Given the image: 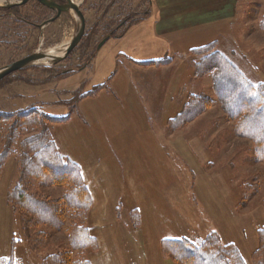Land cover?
<instances>
[{"label": "rangeland", "instance_id": "374dc122", "mask_svg": "<svg viewBox=\"0 0 264 264\" xmlns=\"http://www.w3.org/2000/svg\"><path fill=\"white\" fill-rule=\"evenodd\" d=\"M74 1L86 20L83 40L62 63L1 80L0 114L38 109L69 117L46 126L59 153L82 169L92 199L84 215L92 241L75 249L73 216L62 230L44 223L27 230L23 215L34 216L9 202L23 180L21 143L41 133L21 129V135L14 134L20 138L13 145L16 155L0 170V262L45 264L50 257L71 254L89 264H177L163 248L164 240L199 245L213 236L221 247L217 251L228 247L243 264H264V163L256 144L239 132V121L226 113L213 74H198L202 55L194 52L219 41L216 51L254 86L264 87V0H242L237 19L222 34L207 29L172 40L155 35L153 0ZM136 14L144 18L119 30L127 16ZM107 25L123 35L100 47L109 31L96 33ZM26 29L11 19L0 23V39L5 34L0 69L35 48L43 53L68 45L77 20L74 13L63 15L37 31L35 43L19 35L27 36ZM154 60L167 63L144 65ZM195 98L200 99L198 114L173 128L170 121ZM13 124L8 121L0 138V154L9 149L5 138ZM100 171L113 188L100 186ZM31 191L54 202L67 193L64 186L40 183ZM40 215L49 220L47 213ZM31 235L37 243H31Z\"/></svg>", "mask_w": 264, "mask_h": 264}, {"label": "trees", "instance_id": "16d2710c", "mask_svg": "<svg viewBox=\"0 0 264 264\" xmlns=\"http://www.w3.org/2000/svg\"><path fill=\"white\" fill-rule=\"evenodd\" d=\"M115 3L117 0H109ZM107 12V11H106ZM146 15V14H145ZM144 17L141 14L127 16L123 21L128 25L129 22L140 21ZM119 24L120 28L125 25ZM260 26L264 32V19L261 20ZM98 27L96 28V31ZM107 32L112 37H120L123 33L118 34L110 30V25L96 33L98 37L100 32ZM106 34V32H104ZM95 32L92 33L94 36ZM107 37V36H106ZM216 43L195 49L194 52L202 55V62L199 63L198 74H213L214 86L216 93L225 108L230 119L239 121V132L245 138L252 140L257 147L259 161L264 163V87L254 86L249 82L241 71L233 65L226 57L216 51ZM204 52V53H200ZM167 63L165 60L145 62L144 65H161ZM90 95H84L81 98H87ZM198 98V97H196ZM191 100L182 114L170 121L173 128H177L181 123H186L198 114V102L200 99ZM14 124L9 129L7 139L8 150L0 154V170L3 169L7 159L16 155V149L13 145L19 142L21 135L18 131L29 129V133H34L40 129V134L31 136L26 142L21 143L22 153L21 162L23 167L22 178L15 190L11 193L9 202L16 204V209L24 211L34 216L30 219L23 215L27 230L32 225L47 224L55 226L62 230L66 221L72 218L76 223L75 228H70L71 235L75 236V249H83L92 241L87 234L84 215L91 209L92 199L88 186L83 178L82 169L78 164L61 155L54 143L48 126L59 123H65L69 117L57 118L41 113L38 109H30L19 114H0V138L5 132L8 121ZM36 133V132H35ZM39 161V164L37 163ZM37 167V170H35ZM40 170L38 171V169ZM29 179L28 186H23L24 180ZM42 184V186L55 185L64 186L67 189L65 198L60 201H51L42 199L31 191L33 184ZM45 212L49 215V220H45L40 215ZM80 216V219L78 218ZM46 218V217H45ZM76 218V219H75ZM44 221V222H43ZM48 221V222H47ZM262 233L261 247L264 248V230ZM29 238V237H28ZM37 243L35 237L31 235L29 240ZM216 238L206 239L199 245L193 244L187 239L164 240L163 248L166 249L169 258H172L177 264H243L240 255L234 251L225 250L217 251L221 248L216 243ZM0 264H14V260L2 261ZM45 264H89L87 261L74 260L71 254L57 255L46 260Z\"/></svg>", "mask_w": 264, "mask_h": 264}, {"label": "crops", "instance_id": "0c3cea01", "mask_svg": "<svg viewBox=\"0 0 264 264\" xmlns=\"http://www.w3.org/2000/svg\"><path fill=\"white\" fill-rule=\"evenodd\" d=\"M241 3L242 0H153L155 35L172 40L182 34L207 29L222 34L237 19ZM179 115L180 113L177 116ZM99 146L101 145L97 147ZM96 177L99 183H103L101 187L113 188V182L106 174L100 171Z\"/></svg>", "mask_w": 264, "mask_h": 264}, {"label": "water", "instance_id": "95a60500", "mask_svg": "<svg viewBox=\"0 0 264 264\" xmlns=\"http://www.w3.org/2000/svg\"><path fill=\"white\" fill-rule=\"evenodd\" d=\"M21 2L22 0H0V7L10 9L14 6H18ZM38 2L57 13V16H55L47 24L56 22L63 14L74 13L77 20L76 33L72 41L66 45V47L61 48L63 49L62 54H55L53 50V54H49L50 51L43 53L37 52L25 59L9 64L6 67L0 69V81L15 72L27 70L37 66H49L62 63L77 48L85 35L86 20L84 14L82 13L80 7L73 0H68L65 5H58L52 0H38ZM109 40L110 36L101 42L100 47L106 44ZM61 49H58L56 52H59ZM43 60H46L47 62H41Z\"/></svg>", "mask_w": 264, "mask_h": 264}, {"label": "flooded vegetation", "instance_id": "af4514ba", "mask_svg": "<svg viewBox=\"0 0 264 264\" xmlns=\"http://www.w3.org/2000/svg\"><path fill=\"white\" fill-rule=\"evenodd\" d=\"M52 1L58 5H65L68 0H52ZM28 4H30V5L28 6ZM50 12H51V14H50ZM0 14H1L0 15V23L4 22V21H8L10 19H11L13 25H15V26L17 25L18 27H19L20 23H23V25L26 26V28H27L26 30H27L28 35L27 36H26V34H19V35H21L22 38L28 37V40L34 41V43H35L36 32L37 31L42 32L48 26L54 24L55 22L50 23V24H47V23L50 20H52L55 16H57V13H55L52 9L44 6L42 3L38 2V0H22V2L18 6H14L10 9L0 7ZM45 14H49L50 16L45 15ZM63 15H65V14H63ZM63 15L58 20H60L63 17ZM125 24H126V22L123 21L122 25H125ZM26 30H25V32H26ZM17 34L18 33H16V32L14 33V35H17ZM85 34H86V31H85ZM42 36H44V34ZM108 36H110V39L112 38L111 35H108ZM4 37H5V34L3 36H1L0 44L5 42ZM37 52H39V51H37L35 48L32 52L31 51L27 52L24 55V57L21 58V60L25 59V58H27V57H29V56L37 53ZM19 60H17V61H19Z\"/></svg>", "mask_w": 264, "mask_h": 264}, {"label": "bare ground", "instance_id": "6f19581e", "mask_svg": "<svg viewBox=\"0 0 264 264\" xmlns=\"http://www.w3.org/2000/svg\"><path fill=\"white\" fill-rule=\"evenodd\" d=\"M76 1L79 2L78 0H76ZM74 2H75V1H74ZM77 5H78V4H77ZM64 47H66V46H63V48H64ZM58 49H59V48H58ZM58 49H57V50H58ZM62 51H63V49H61L59 52H56V51H54V52H55V54H62ZM49 54H53V52L50 51ZM41 62H45V63H46L47 61H46V60H43V61H41Z\"/></svg>", "mask_w": 264, "mask_h": 264}]
</instances>
